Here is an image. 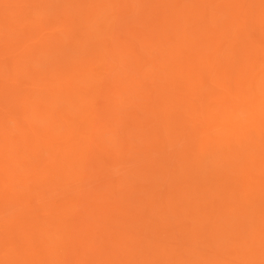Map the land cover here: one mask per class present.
Returning <instances> with one entry per match:
<instances>
[{
    "label": "bare ground",
    "instance_id": "bare-ground-1",
    "mask_svg": "<svg viewBox=\"0 0 264 264\" xmlns=\"http://www.w3.org/2000/svg\"><path fill=\"white\" fill-rule=\"evenodd\" d=\"M80 1L83 4L84 0ZM186 1L190 2L92 0L83 7L79 2L77 12L68 15L72 9L69 6L76 4L75 0H68L65 5H72L63 13L66 18L63 21L68 24L61 31L70 33L73 40L67 35L72 41L67 44V36L63 34L46 39L45 36L44 50L47 47L46 53L50 52L53 48L48 47L57 43L58 49L63 46L72 51L85 49L93 59L88 65L82 64L86 57L76 59L63 48L57 50L53 59L59 61L64 54L65 62L56 63L57 59L54 62L51 59L53 65H58L59 72L52 73L50 80L57 81L31 100L32 107L22 106L16 122L18 130L28 129L33 136L27 139L30 144L25 149L33 156L25 162L32 171L43 165L34 177L43 181L55 175L62 181L74 176L82 181L96 180L107 178L113 169L118 173L122 171L119 185L126 182V190L122 189L121 195L113 190L115 180H105L100 183L102 188L88 192L83 190V184L74 185L76 193L67 195L68 199H80L82 194H93L94 199L88 201L85 209L87 212L77 216L81 221L79 228L91 222L85 223L83 219L92 217L106 223L103 237L121 242L119 252L112 249L105 255L98 251L99 257L110 264H264V230L256 228L264 226V210L258 204L253 207L249 197L256 189L254 171L264 177V162L256 164V158L264 156V80L258 79L261 74L264 77L259 70L264 64L259 65L261 59L264 62V45L260 42L264 37L261 24L264 0ZM118 4L125 6L126 14L116 13ZM158 8L163 9L162 15H154ZM75 22L80 26L73 32L71 25ZM5 26L9 28V22ZM124 26H127L125 35L123 30L120 32ZM11 27L14 29L15 24ZM107 35L111 39L105 44ZM152 52H156L155 61L152 60L156 69L148 66ZM76 55L81 57L80 53ZM258 59L260 61H256ZM104 60L110 61L115 71L112 80L99 83ZM214 70L219 90L206 91L205 86L215 80ZM8 72L10 76L18 75L19 71L12 64ZM146 77L150 78L149 86L141 82ZM57 91L60 97L55 94ZM12 98V101L18 99ZM59 106L65 114H55ZM77 108L76 116L74 109ZM239 109L246 119L255 118L256 122L242 127L239 122L231 121L229 134L215 135L217 144L209 148L208 142L213 138L206 136L213 122L208 120L209 115L217 121L219 118L229 121ZM20 121H25L26 126L21 127ZM62 127L73 134L88 129L81 140L74 139L59 152L58 157L65 156L58 167L45 169L46 154L58 152L49 141ZM103 128L107 139L102 137ZM38 131L46 132V137ZM15 138L16 143L20 138L17 135ZM165 141L174 148L173 153H166ZM14 152L0 159V180L21 176L10 162L14 163L15 157L23 154L19 151L14 156ZM129 162L131 165H126ZM238 167L248 178L241 202H235L231 196V189L235 187L217 189V179L222 172ZM248 168L253 172H247ZM194 178H198L202 188L192 185ZM132 185L136 187L129 193L127 188ZM155 185L165 187L153 191ZM11 189L13 196L6 200L0 194V209L9 204L31 206L33 197L28 196L29 192ZM255 194L259 196L257 191ZM132 199L141 205L147 204L151 208L148 215L137 214L131 205ZM166 199L170 203L168 207ZM124 218L128 223L125 227ZM35 222H30L33 231H41L43 227L38 220ZM24 228L23 234L26 233ZM240 243L243 246L240 247Z\"/></svg>",
    "mask_w": 264,
    "mask_h": 264
},
{
    "label": "rangeland",
    "instance_id": "rangeland-1",
    "mask_svg": "<svg viewBox=\"0 0 264 264\" xmlns=\"http://www.w3.org/2000/svg\"><path fill=\"white\" fill-rule=\"evenodd\" d=\"M51 1L53 2L54 5H52ZM67 1L68 0H54V1L53 0H0V32H1L0 33V159L2 158L4 159L5 157L12 156L13 151H15L16 153H19V151L21 153L22 151L21 154L24 155L23 156L18 154V156H16L14 152L15 154L14 156H16L15 159L17 161L14 162L12 160V162L14 163L10 162V164L11 167L16 166V168H18V173L21 176H16L14 178H3V180H0V194H3V197H5L4 200H6L10 196H13L11 189L13 188L16 189L17 191L29 192L28 196L30 198L33 197L30 199L31 201L30 207L29 206L20 207L19 205L9 204L6 207L0 209V264H13V263L35 264L36 262H40V264H110L106 261H103V257H99L98 251H101L105 255L108 252H112V249L116 250V252L120 251L121 242L116 241V239L113 240L109 237H103V232L107 231L106 223L96 221L92 217L90 220L83 219L85 223H87V221H91V222H89L88 224H84L83 229L79 228V226H81V221L79 218H77V216L78 214H85L87 212L85 209L88 207L87 205L88 201L94 199L93 194L92 193H89L88 195L82 194V198L80 199H76V198L68 199L67 195L75 194L76 191H73V188L75 187L74 185L78 186L79 184H83L82 188H84L83 190L87 189L86 192L90 190L94 191V189L96 191L102 188L100 183H102L105 180L107 181L115 180L113 183V190L115 189L116 194H120L122 192L121 190L124 189V185H126V182L123 184L120 183L121 186L119 185V180L121 179L119 178V176L122 174V171L118 173L117 169H113L114 172L110 176H107V178L106 177L96 178V180L86 178L84 181H82L81 178H79L78 176L77 177L74 176L73 178H66V179L62 178L65 179V181H62V180H58L60 178H56L55 174H53L55 175V178H48L46 181H43L41 178H34L35 172L38 170V168H42L43 165L36 167L38 163L36 164L34 163V165H36L35 166L36 169L34 171H32L33 169L27 166L25 161L28 160V158L33 155H31L32 154L31 152H28L29 149L27 151L25 149H27V146L30 144L27 143L30 142L27 141V139L33 136L31 135V131H29L28 129H26L25 132H21L20 130H18V128L20 127L16 123L17 119L20 118L19 113L21 111V107L24 106L25 104L29 105V107H32V105H30L31 100H33L38 94L45 93L47 89L46 87L53 85L57 81V80L55 81L50 80V77L52 73L58 74L59 72L56 69L58 66L56 63L66 60L63 54V56H60L59 61L56 58L57 61L55 65H53L51 59L52 61L56 60L53 59V57L54 56L56 57L57 50H60L62 48L66 50L67 48H65L66 46L64 47L62 45L63 47L62 48L60 47V49H58V45H56L57 43H53L51 46L48 45L49 46L48 48L49 50H51L50 48H53L51 51L54 52L52 53L51 51L50 52L47 51L48 53H46L45 50L47 47L44 50V43L47 41L45 39L48 36L50 37L53 35L54 37L56 35L59 36L69 35L71 37V39L69 40H73V37L72 35H70V33L65 34V32L63 33L61 31L64 28H66L67 27L66 24H68L67 23L68 21L67 22L63 21V19H66L65 16H63V13L66 10V8H68L69 4H71L68 3V6H66ZM91 1L92 0H88V2H86V0H84L83 4H81L82 1L79 0L77 1L78 2L77 3L75 0L76 4L73 3L74 5L71 4L72 6H69L70 8L72 7V9L74 8L75 9L73 11L72 9L71 10L69 9L68 15H71L73 12H77L76 5L79 4V2H80V6L83 7L84 4L85 5L90 4ZM189 1L190 2L188 1L186 2L188 3L192 2V0ZM50 5H52V7ZM116 8H117L116 9L117 14L122 12L126 14L127 12V9L123 4H118ZM163 13L164 12L162 8L155 9L154 11V15L156 14L162 15ZM56 14L57 17H55ZM50 17L53 20H51ZM222 17L223 15L220 18L222 19ZM36 18L38 20H36ZM37 21H39V23ZM6 22H9L10 24L9 28L5 26ZM12 23L15 24L14 29H12L11 27ZM261 24L262 26H264V21H262ZM44 25H46L47 28ZM79 26L80 25L78 24V22L72 24L71 25L72 31L74 32L75 30H77ZM126 28L127 26L126 27L124 26L123 28L120 29L121 33L124 31L123 32L124 35L126 32ZM1 30H3L4 34L2 33ZM262 30H264V27H262ZM27 32L29 35H27ZM65 36L63 37V41L65 39ZM40 37L42 38L45 37V39L43 38L44 40L40 41L41 40ZM70 37L67 36L65 39L67 44H70L72 42L67 39ZM106 37H107L105 39L106 41L104 40L105 44L109 43L111 39L110 35H107ZM254 37L256 38L257 36ZM38 42L39 43L41 42V45H39ZM260 42L261 45H264V37L260 39ZM23 48L27 50H24ZM84 50L81 49L80 51H76V50L72 51L71 49L69 50L67 49V51L73 57L75 56L76 59L81 58L79 60H83L82 58L85 57L86 59L88 58L87 60L89 61H87L86 59L85 62L82 61V64L88 65V63L92 61L93 55L84 52ZM26 51H28L27 54ZM60 52L58 54H60ZM77 53H80L81 57L77 56L76 55ZM22 54L24 55L22 56ZM82 54L84 55V57H82ZM155 56H156V52H152V55L149 56L151 63H149L148 66L153 65L152 60L155 61L154 59ZM70 58L67 57V59ZM35 61H37V63ZM256 61H260V60L258 59ZM261 61L259 65L264 63ZM30 62L31 64H29ZM12 64L14 65V69L15 67L18 68L19 72H16V74L18 75L8 76L9 73L8 70L11 68ZM52 66H54L52 70L53 72L51 71ZM31 67H33V69ZM113 67L114 66L110 61L104 60L103 63L101 62V66L99 70L100 74L98 77L99 83H104L107 82L108 80L113 79V73L115 71V68ZM259 68L258 69L262 71V73H264V64H262L261 67L259 66ZM117 69L118 67L116 64V70ZM153 69L156 68L153 67ZM213 74L215 75V80L211 82L209 81L210 83L207 84V86H205L206 91L219 90L218 84L216 82L217 79L216 70L213 71ZM20 75H24L25 77L22 79ZM258 79L259 81L260 79L264 80L262 74L258 76ZM141 82L144 85H148V86L151 85L149 77L143 78ZM56 86H58L57 83ZM55 94L59 95V97L61 96L60 91H57V93ZM14 95L16 96L14 97ZM216 96H218V94L215 95V97ZM12 97L18 99L16 101H12L11 100ZM214 102H217V100H215ZM216 105L219 106L220 104L217 102ZM59 107L60 109L59 108L55 109V114H65L66 112L61 109V106ZM74 110H76V112ZM74 110L73 111L77 116L78 108ZM79 120H77V122ZM208 120L210 122L213 121L212 124L210 123L212 129L207 133L208 135H206L209 137L211 136L213 137L212 140L208 142L209 148H213L217 144L218 137H216L215 135L223 136L229 134V132L231 131V129L229 128L230 126L229 123L231 121L239 122V124H242V127L256 122L255 118L246 119L245 113L243 112L242 109L241 110L239 109L237 113H234L229 121L221 120L220 118L217 121L215 120V118H213V116L210 115L208 117ZM37 122L40 123L39 120H37ZM20 123H21L20 125L21 127H23V125L26 126L25 121H20ZM217 123H219L220 125H218ZM39 126L43 127V124ZM87 129L88 128L86 129L83 128L82 129L83 131H78L73 134L70 133L66 128L62 127V129L59 130L56 134H54L51 137V139L49 138L50 139L49 143L55 145L56 150L58 152L57 153L54 152L56 153L55 155H52V153H48V154L45 153L47 156L44 157L45 160L43 163L47 166L45 167V169L47 168L51 169L50 168L51 166L58 167L59 164L62 162V157L65 156V155H61L58 157L59 152H61L62 149L66 148L69 145V143H72L74 139L78 141L81 140L83 135L87 133ZM219 130L221 132H219ZM105 131H106L105 128H103L102 137L104 139H107L108 135ZM38 133L46 137L44 135L46 132L38 131ZM16 135L20 139L15 143L14 141L16 140L15 138ZM167 142L168 141H165L164 144H166ZM118 146L119 144H116V147ZM16 148H18V151H16ZM25 151L26 153H24ZM173 152H174V148L166 144V153H173ZM219 156L220 155L217 154L216 157L218 158ZM33 160L35 162V159ZM256 161H257L256 164L261 165V163L264 162V156L257 157ZM131 163L132 162L126 163V165H131ZM24 168L26 169V171ZM247 172H253V171L250 168H248ZM253 174H254L253 176L255 177L254 178V186L256 187L255 193L257 191V193H259L257 195L259 196H256L255 193L253 196H249L251 199V204L253 207H256L255 204H258L259 208L264 210V203L262 204L259 203V202H264V177L258 176V174L255 171ZM247 179L248 178L242 169H240L239 167L235 169L231 168L229 170L223 171L221 174V178L217 179L218 180L217 189L219 191H224L227 186L228 188L235 187V189H231V196L234 197L233 200H235V202H239V201L241 202V196H243L245 190L247 189V182H246ZM63 182L64 185H62ZM136 183L140 184V181ZM193 184L197 186V188L198 187L202 188L201 182H198V178H194L192 185ZM2 185H4V187ZM69 186H73V187L71 188ZM135 187L136 185H132L129 188H127L129 193L131 188L133 190L135 189ZM164 187L165 186L160 187V185H155L153 186L152 189L153 191H157L160 190V188L164 189ZM69 188L72 190H70ZM133 198H135V196H133ZM135 199H132L131 205H133L136 213L148 215L146 213L149 212L151 208L147 204H143V203L142 205L139 204V202ZM165 202L167 203V207H168L170 204L168 199H166ZM217 202L218 203L220 202L219 198L217 199ZM138 205L139 207H137ZM35 213L36 215H34ZM32 214L34 216L31 217ZM126 217L127 215H125V218ZM125 218H124L125 224L123 225V227L128 226V223H126L127 220ZM37 220L39 226L43 227V229L39 232L37 230L33 231V227L30 224V222H34L36 224L35 221ZM130 225L131 224H129V226ZM23 226H25L24 228L26 232L25 234L22 233ZM226 227H228V225ZM256 228L259 230H264V226L261 225H257ZM116 231H117V227H116ZM239 245L240 247L243 246L242 243H240Z\"/></svg>",
    "mask_w": 264,
    "mask_h": 264
}]
</instances>
